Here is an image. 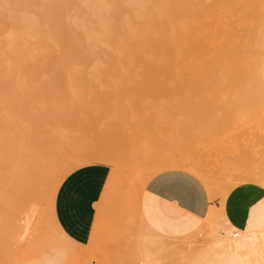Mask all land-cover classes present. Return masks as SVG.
Instances as JSON below:
<instances>
[{
  "label": "rangeland",
  "instance_id": "1",
  "mask_svg": "<svg viewBox=\"0 0 264 264\" xmlns=\"http://www.w3.org/2000/svg\"><path fill=\"white\" fill-rule=\"evenodd\" d=\"M202 1L207 4L211 2L218 4L214 14L218 16L220 23H225L223 26L233 24L235 31L238 27L247 28L245 26L258 28L259 22L256 20L264 18V0H259L256 8H253L254 5L248 3V0H242L240 4L235 5L231 4V0ZM255 11L259 14L261 12L263 16L258 14L256 20L252 17L250 18L252 20L246 19L247 21L240 17L245 15L244 13L257 15L258 12ZM232 16L235 18L234 22L230 19ZM227 37L220 38L221 41L218 42L222 44ZM258 59L263 60V54L259 53ZM51 65L52 63L47 60H26L21 65L24 69H20L18 73L14 70L6 80L9 86L0 94V215L3 216H0V226L5 220L6 225L3 224L4 227L1 228L4 238L8 243L14 242L12 248L18 254L11 257L10 264H188L190 259H197L196 254L200 255L209 251L212 246L215 247L213 242L220 238V233L227 224V215L223 208H212L206 218L201 219L203 221H198L199 224L194 230L184 232L183 236H164L147 228L137 214V197L141 185L166 168L182 167L197 176L202 172L206 173L201 177L205 181L208 179L206 182L209 183L205 181L204 183L211 197L219 195L225 199L233 189L248 183H256L264 188V104L262 107L260 102V105L256 102L261 101L262 94L259 92L256 101L253 99L257 98L256 96L247 94V97L251 98L249 101L253 100L251 106L255 108L244 107L248 109H245L246 111L234 108L240 112L239 114L235 111L234 116H230L233 108L228 112L229 107H226L225 110H220L229 115H224L225 113L221 111L224 116L220 114L218 117L220 105L219 108L214 107L216 112L213 108L212 113L215 114L210 112L209 115L208 112L211 110L207 105V114L211 119L214 118L211 116L214 115L216 118L218 114L219 121L211 120L207 115L206 118L202 116L206 114V111L201 112L205 110L204 105L202 108L199 104L200 111L195 108L198 105L189 106L185 99L192 98L188 97L191 93H179L187 95L185 102H181V98L178 99L177 93H167L171 96L177 94L173 98L166 93L144 95L142 98L138 96L134 103H124V110L123 108L122 111L116 110L117 114L123 115L121 118L126 122L122 123L117 115L113 117L115 112L111 111H108V117L105 116L107 120L104 118L102 121L95 107H92L93 92L90 89L82 91L81 100L87 104V109L80 110L76 98L69 97V91L81 85L82 80L76 74L65 79L64 76L52 73ZM81 65L72 62L68 63L67 68L77 69L82 67ZM54 66L58 69L64 67L59 63ZM92 81L93 84L100 82L98 79ZM159 94L161 95L158 96ZM207 96L206 101L212 97ZM219 96L214 97L215 99L212 97V101L215 102L210 103L215 104L210 105L234 98L221 95L220 100ZM196 97L194 95L193 101L198 103ZM160 99L163 102H160ZM166 99L172 101V104ZM208 101L205 103L208 104ZM226 101L220 104L224 106ZM181 103L183 107L179 105ZM184 107L188 108V111ZM195 109L198 110L196 111L198 115L193 117ZM251 109L258 111L249 114ZM241 112L244 114L247 112L245 115L250 116H240L244 115ZM187 113L190 114L186 116ZM227 115V119L229 117L233 119L227 120L225 117ZM201 116L203 121L206 119L209 124L206 121L201 122ZM167 117L168 119H165ZM221 117L225 118L224 122L219 119ZM214 120L216 125L221 121L224 125L218 124L219 126H214V129L212 127L211 131L213 124L210 121ZM186 121H189L187 124H192L187 126V129L184 126ZM120 122L121 125H125L124 129L118 128ZM204 129L205 132L211 133H202L201 130ZM192 131L196 135H193ZM201 137L205 138L199 141L197 138ZM189 140L192 143L198 140L199 143L196 141L192 144ZM136 143L140 146L150 145L148 147L153 151V157L154 154L158 157L142 161L136 150H126L127 147L137 145ZM157 148L163 155L159 150L158 153L161 155L155 153ZM180 158L185 161L186 166L178 163L177 160ZM93 162H107L113 167L102 200L98 204L96 226H100L102 210L109 201L110 205H114L116 216L108 219L107 226L98 238L94 234L90 242L82 247L68 240L53 215V205L63 178L72 170ZM188 163H191V167ZM114 186L116 189L111 197L110 190ZM5 215L7 217L4 219ZM248 218L253 223L264 220V197L253 206ZM8 224L11 226L8 227ZM211 250L213 251V248ZM191 256L194 258H190Z\"/></svg>",
  "mask_w": 264,
  "mask_h": 264
},
{
  "label": "bare ground",
  "instance_id": "2",
  "mask_svg": "<svg viewBox=\"0 0 264 264\" xmlns=\"http://www.w3.org/2000/svg\"><path fill=\"white\" fill-rule=\"evenodd\" d=\"M240 1L242 0H231V4L235 5ZM250 2L254 5L253 8H256L255 5L259 0H248V3ZM212 3L207 4L202 0H0V94L9 86L6 80L14 70L18 73L26 60L40 59L51 62V72L64 76L65 79L76 74L82 83L74 90L69 91V97L76 98L80 110H86L87 104L81 100V93L85 89H90L93 92V106H89L95 107L102 121L105 116L108 117V111L111 113H116L117 109L122 111L124 103H134L141 96L157 93H177L181 102L187 98V95H180L181 93H193V95H188L192 98L185 99V101L187 100L189 106L198 105L195 107L197 109L200 108V105L202 108L205 106V110H201V112L206 111L205 115L202 114L204 118L206 115L210 118L209 115L213 108L219 105L218 110H225L226 107H229L227 108L228 112H231L232 108L233 110L234 108L241 109V111L248 110L246 108L250 109L249 106L253 100L249 101L251 98H248L247 94L254 95L253 97L258 92L262 94L261 96L259 94L261 101H256L259 98L257 96V98L252 97L258 105L261 103L262 106L264 104V18L256 20V17H259L258 11H255L258 12L257 15L244 13L245 15L240 16L241 19L248 20L254 17L259 22L258 28L254 27L255 29H253L245 26L247 28L239 29L238 27V30L235 31V28L232 27L233 24L223 26L225 23H220L218 16L214 14L215 8L219 5ZM260 14L262 13L260 12ZM230 19L235 21L233 16ZM224 36H228L227 40H223L224 42L220 44V38L223 39ZM259 53L263 54V60L258 59ZM72 62L82 64V67L67 68L68 63ZM56 63L62 64L64 67L58 69L54 66ZM92 79H98L100 82L93 84ZM255 91L257 92L255 93ZM195 93H199L198 96ZM203 94L204 96L210 95L213 99L219 95L234 98L231 100L227 98V101L225 99L222 102L219 96V101L222 103L226 101L225 105H228H224V107L222 103L218 104V101L216 105H210L215 104L212 103L215 101H212L210 96L211 99L208 98L209 101L207 100L208 104H206L207 98ZM194 95L197 96L198 103L193 101ZM199 98L201 99L199 100ZM210 101L212 102L210 103ZM160 102L163 101L160 99ZM170 102L172 104V101ZM207 105L211 110L208 112H211L209 115L207 114ZM137 107L140 108V106ZM210 107L212 108L210 109ZM187 109L185 108V110ZM137 110L139 109L137 108ZM222 110H220L219 116L216 113L218 117L223 113ZM255 110L251 109L249 114L251 112L254 114ZM196 111L198 112L196 109L195 113L193 111V117L198 115ZM214 111L216 112V109ZM235 111L239 110L232 111L230 116H234ZM115 113L113 117L117 115L122 123L126 122L121 118L123 115ZM238 113L240 114V112ZM242 113L244 114V112ZM188 114L190 113H187L186 116ZM226 114L229 115V113L224 115ZM245 114L240 116H250ZM228 115L225 116L226 119ZM202 116V121L201 119L199 121L205 122L206 119L203 121ZM217 116L215 118L213 115L211 117L214 118L210 119L219 121ZM105 119L107 120V118ZM219 119L224 122L225 118ZM228 119L232 120L233 118L229 117ZM215 120L210 121L213 126L208 125V127L211 126V131L212 127L214 129V126L218 124L224 125L221 124L222 121L216 125ZM121 122L117 127L124 129L125 125H121ZM187 122L189 121L185 122L186 125L184 123L186 129L187 126H192ZM190 129L194 131V129ZM207 129L209 130V128ZM211 131L209 132L211 133ZM201 132L209 133L205 132V129ZM201 132L200 134H202ZM125 136L123 137L125 138ZM202 138L205 137L197 139L201 141ZM120 139L122 138L120 137ZM185 142L187 144V141ZM137 145L127 147L126 150H136L142 161H147L146 158L150 160L153 157V151L148 147L150 145ZM158 150V148L157 151L155 149V153L161 155L162 151L159 150L161 153H158ZM155 155L153 158L158 157ZM177 161L181 166H186L182 158ZM190 165L191 163H188V166ZM204 174L206 173L202 172L198 176L202 179L201 176ZM202 180L205 181L204 178ZM206 181H208L207 178ZM6 217L5 215L4 219ZM226 223L220 233V238L213 242L215 246L211 247L213 251L210 248L209 251L200 255L196 254L197 259L191 256L190 258L194 259H190L188 264H264V227L244 231L233 226L227 218ZM3 224L0 226V264H10L11 257L17 253L12 248L14 242L9 241L8 243L4 238L5 235L1 228L6 224ZM9 226L11 225L8 224Z\"/></svg>",
  "mask_w": 264,
  "mask_h": 264
},
{
  "label": "crops",
  "instance_id": "3",
  "mask_svg": "<svg viewBox=\"0 0 264 264\" xmlns=\"http://www.w3.org/2000/svg\"><path fill=\"white\" fill-rule=\"evenodd\" d=\"M112 170L107 162H93L63 178L55 195L53 215L69 241L83 247L94 234L98 238L108 219L116 216L109 201L102 210L100 226H96L98 204ZM115 189L114 186L110 190L111 197ZM263 197L264 188L256 183L239 185L225 199L219 195L211 197L199 176L173 167L158 172L141 185L136 210L147 228L164 236H183L184 232L194 230L212 208L221 207L233 226L251 231L264 227V220L253 223L248 218Z\"/></svg>",
  "mask_w": 264,
  "mask_h": 264
}]
</instances>
